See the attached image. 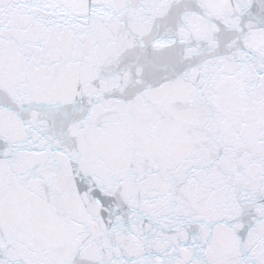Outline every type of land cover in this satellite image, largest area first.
Instances as JSON below:
<instances>
[{"label": "snow or ice", "instance_id": "obj_1", "mask_svg": "<svg viewBox=\"0 0 264 264\" xmlns=\"http://www.w3.org/2000/svg\"><path fill=\"white\" fill-rule=\"evenodd\" d=\"M0 264H264V0H0Z\"/></svg>", "mask_w": 264, "mask_h": 264}]
</instances>
